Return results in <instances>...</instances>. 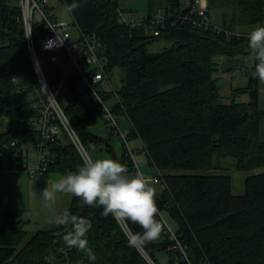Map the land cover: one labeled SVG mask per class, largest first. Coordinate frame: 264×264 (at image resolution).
Here are the masks:
<instances>
[{
  "label": "trees",
  "instance_id": "16d2710c",
  "mask_svg": "<svg viewBox=\"0 0 264 264\" xmlns=\"http://www.w3.org/2000/svg\"><path fill=\"white\" fill-rule=\"evenodd\" d=\"M61 1L65 6L79 4L69 13L70 19L84 35H95L109 78L114 69L120 72L119 86L112 82L120 97L112 112L126 115L130 122L126 141L139 139L154 169L159 185L155 184L156 219L162 231L142 248L129 247L111 215L105 217L102 207L87 206L71 195L61 213L69 211L91 222L86 238L96 255L93 262L63 241L70 226L53 224L29 233L21 227L16 209L5 207L0 195V264H149L146 256L160 264L155 251L168 253L166 264H185L182 251L164 232L163 211L176 221L174 233L192 264H264V139L260 133L264 109L259 105L258 79L253 76L250 32L238 30L264 24V0H207L208 16L211 10L221 14L220 29L177 20L159 27L157 35L143 30L152 13L158 9L172 15L184 13L185 3L194 5L195 0H163L162 6L147 0L139 23L120 19L119 0ZM41 27L40 21H33V45L52 87L62 69L43 49ZM160 40L169 44L160 51L148 50L149 44ZM233 57L239 58L246 82L231 86L230 100L224 103L215 72ZM24 83L29 84L22 89ZM78 87L76 72H69L59 102L82 143L87 149L104 143L114 160L128 171H138L125 143L116 154L107 140L86 130L98 119L101 106L88 90L79 92ZM39 94L40 81L27 47L19 0H0V116L5 122L0 147L38 139L33 120L40 111V106H34ZM102 94L107 99L112 91ZM45 146L48 171L68 174L82 166L66 133L46 141ZM259 167L263 169L244 177L243 191L233 193L227 172ZM129 226L133 232H143L139 225Z\"/></svg>",
  "mask_w": 264,
  "mask_h": 264
},
{
  "label": "built area",
  "instance_id": "2783aa9c",
  "mask_svg": "<svg viewBox=\"0 0 264 264\" xmlns=\"http://www.w3.org/2000/svg\"><path fill=\"white\" fill-rule=\"evenodd\" d=\"M185 4L187 11L184 13L180 11L172 15L165 9H158L151 14L146 26L152 30L153 35L159 34V27L165 26L168 22L175 24L177 20H189L194 25L204 27L212 25L220 29L219 25L211 22L206 6H199L196 3L193 5L189 2ZM19 5L22 12L27 47L40 81V94L38 100L34 102V106H40V111L33 120L38 139L29 143H21L19 146L16 145L15 141L6 142L0 147V189L6 173L21 171L31 177L46 173L50 159L47 156L45 143L58 137L61 132L66 133L82 160L91 157L88 149L82 143L78 131L73 127L59 102L64 79L71 71L76 72L79 86L88 90L93 101L100 104L101 113H99L98 119H102L106 131L121 138L123 143L126 144L130 156L134 159L133 151L128 146L125 133L118 127L115 115L112 112L113 105L120 102V97L113 91L114 87L106 70L105 61L97 51L99 42L95 35H84L80 32L78 37H73L70 33L71 23L67 19L52 14L48 6V0H19ZM120 19L126 23H134L131 19L124 18L122 12L120 13ZM34 20L40 21L42 25V46L45 41L58 39V37L63 42L61 46L48 50L50 61L62 69L59 81L52 87L47 84L41 67L37 63L32 39V23ZM28 84H22V89H25ZM103 91H112V96L104 99ZM30 154L34 155L33 160L29 159ZM135 166L139 170L137 164ZM146 177L152 182L157 181L155 175ZM163 223L165 226L164 232L168 233L170 239L175 241L174 247L182 251L185 264H192L183 247L179 244L177 235L164 219ZM146 259L149 264H156L148 256H146Z\"/></svg>",
  "mask_w": 264,
  "mask_h": 264
},
{
  "label": "clouds",
  "instance_id": "9594fccd",
  "mask_svg": "<svg viewBox=\"0 0 264 264\" xmlns=\"http://www.w3.org/2000/svg\"><path fill=\"white\" fill-rule=\"evenodd\" d=\"M77 8L79 4L72 3L66 6V11L71 13ZM62 44L59 37L49 39L43 43V49H53ZM248 47L255 60L253 76L264 82V26H258L249 33ZM57 192L80 198L87 206L102 207V215H111L122 228L129 247L142 248L158 239L162 231V224L156 219V190L151 186L149 178L139 170L130 174L127 167L117 160L85 158L77 171L69 172L52 183L50 189L45 187L41 191L46 208L52 206L49 202L55 200ZM54 223L70 226L71 230L63 235L65 244L95 262L96 255L88 246L86 238L92 227L88 219L64 211L55 217ZM130 224L139 225L143 232H133Z\"/></svg>",
  "mask_w": 264,
  "mask_h": 264
},
{
  "label": "rangeland",
  "instance_id": "374dc122",
  "mask_svg": "<svg viewBox=\"0 0 264 264\" xmlns=\"http://www.w3.org/2000/svg\"><path fill=\"white\" fill-rule=\"evenodd\" d=\"M183 3L185 0H180ZM204 0H196V4H201ZM163 0H154V6H162ZM147 0H119V6L122 9V16L124 18L131 19L134 23H139L142 19V16L147 11ZM48 6L52 14L57 17H61L67 19L71 22L70 33L73 37H78L80 31L74 23H72L70 19L69 13L66 11V6L61 0H48ZM210 19L213 24L220 25L222 23L221 14L218 10L210 11ZM260 26V24H252L246 25L243 27H238L239 31H252L254 28ZM264 26V24L262 25ZM146 34H152V30L148 26H144ZM165 42V43H164ZM158 44L165 46L164 44H168V41L160 40L153 41L149 44V49H152L154 46L158 47ZM162 43V44H161ZM162 47H158L157 50L162 49ZM111 75V80L115 87L120 84V72L117 69H114ZM217 76V82L219 84V93L221 95V102L228 103L230 100V87L232 86H243L246 81V74L242 69V66L239 65L235 69H232L228 72H215ZM258 88H259V80H258ZM261 88V97H262V107L264 108V82L260 81ZM79 92L83 91L81 86L78 87ZM242 97V96H241ZM102 124L104 125L102 119H100ZM262 130L264 135V118L262 119ZM5 122L4 119L0 116V131L4 129ZM128 132V129L126 133ZM106 133H108L106 131ZM109 134V133H108ZM112 135V134H109ZM116 136V135H112ZM115 143L117 145L116 151L122 150V139L118 136L114 137ZM114 140V139H113ZM128 144L130 149L133 151V158L135 164L143 171L146 176H150L153 172V168L149 167L147 163V158L145 151L143 150L142 143L139 139L136 138H128ZM101 143V142H100ZM99 143V144H100ZM128 149V148H127ZM91 147L88 148V152L92 158ZM129 151V150H128ZM127 151V152H128ZM130 155V153L128 152ZM29 159L33 160L34 155H29ZM93 159V158H92ZM263 167L255 168L252 170H234L231 169L227 173L231 175L232 178V191L233 193H241L243 191V179L244 177L251 173L262 170ZM136 172V171H135ZM131 174V173H130ZM65 175V174H64ZM151 182V186L154 187L156 182ZM50 183H44L41 181V176L31 177L25 172H9L6 173L5 180L0 189V195L3 199V205L7 208L16 209L17 211V219L21 220V227L29 233L36 231L37 229H47L52 224H55L52 221L53 210L52 207L46 208L45 201L42 198L41 191L48 187L51 188ZM157 186H159L157 184ZM156 190V188H155ZM57 204L56 206L62 207L63 210L65 207L64 193L57 192L55 194ZM67 201V198H66ZM64 202V203H63ZM50 203V202H49ZM165 222L169 225L171 230L175 231L177 228L176 221L166 212H161ZM56 217V216H55ZM55 220V218H54ZM155 258L160 264H166L169 259L168 253L164 251H155Z\"/></svg>",
  "mask_w": 264,
  "mask_h": 264
},
{
  "label": "crops",
  "instance_id": "0c3cea01",
  "mask_svg": "<svg viewBox=\"0 0 264 264\" xmlns=\"http://www.w3.org/2000/svg\"><path fill=\"white\" fill-rule=\"evenodd\" d=\"M197 5H199V6L200 5H203V6H206L207 7V0H204L201 4H197ZM144 15L145 14H143L142 17H144ZM246 32H251V31H246ZM168 44H164V45L167 46ZM157 45H158V47H162L163 46V44L160 45L158 43H157ZM149 46L150 45H148V50L151 51V52H156V51H160V50L163 49V48L162 49L160 48V50H157L158 49L157 46H154L152 49H149ZM165 46H163V47H165ZM259 105H260L261 108H263L262 107V97H261L260 81H259ZM115 119H116V122H117L118 127L124 133H126L127 129L128 130L130 129V122H129V120L126 117L125 114L116 115L115 116ZM261 122H262V120H261ZM261 126H262V123H260V133H261L262 138L264 139L263 130H262V127ZM86 130L89 131V132H91L94 135L99 136L100 138H102L104 140H107L108 141V144L113 148V150H114V152L116 154H120L121 153L122 150L121 151H116L117 150V145L114 142L115 141V138L114 137H116V136H112V135H109L108 133H106V129H105L104 125L102 124V122L100 121V119H97L94 124L88 125L87 128H86ZM90 151L92 153V158L93 159H97V158H111V159H113V156L111 155L110 151L106 148V146H105L104 143H100V144L91 146V150ZM139 170L141 171L140 168H139ZM129 173L135 174V171H129ZM38 175L41 176V181L44 182V183H46V184L47 183L52 184V183L58 181L59 178H61V177L64 176V174L57 173V172H54V171H47L46 173H42V174H38ZM149 175L151 176L153 174L151 173ZM154 188H156V185H154ZM64 196H66V198H67V201H66V198L64 199V202L66 203L64 208H66L68 206V204H69V200H70L71 194H64ZM56 200L57 199L55 198L54 201L50 202L51 205H52L51 206L52 207V210H53V215H52V219H51L52 221H54L55 216L60 215V213L62 211V209H61L62 207L56 206V204H57V201Z\"/></svg>",
  "mask_w": 264,
  "mask_h": 264
},
{
  "label": "water",
  "instance_id": "95a60500",
  "mask_svg": "<svg viewBox=\"0 0 264 264\" xmlns=\"http://www.w3.org/2000/svg\"><path fill=\"white\" fill-rule=\"evenodd\" d=\"M186 1H184L185 3ZM239 64V58L238 57H233L229 60H226L222 63L220 71L221 72H228L232 69H235ZM7 126V125H6Z\"/></svg>",
  "mask_w": 264,
  "mask_h": 264
}]
</instances>
